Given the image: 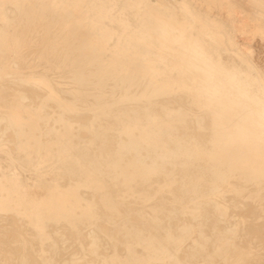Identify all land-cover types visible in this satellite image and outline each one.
Segmentation results:
<instances>
[{
	"label": "bare ground",
	"instance_id": "bare-ground-1",
	"mask_svg": "<svg viewBox=\"0 0 264 264\" xmlns=\"http://www.w3.org/2000/svg\"><path fill=\"white\" fill-rule=\"evenodd\" d=\"M250 1L256 8L241 9L248 20L238 25L231 0L205 2L208 8L228 3L232 24L195 7L174 16L169 8L177 1L163 4L143 31L153 37L147 46L118 38L88 18L67 26L76 10L63 3L0 0V79L12 69L10 59L18 60L27 70L12 74L23 81L15 83L27 84L34 95L28 96L35 97L24 106L16 93L26 85L20 92L12 86L15 94H7L17 101L12 105L9 99L12 106L4 111L15 132L27 133L24 142L33 146L31 154L16 159L33 170L27 189L34 202L27 214L51 264H264V102L202 40L193 33L186 38L196 20L209 37L221 33L264 88V71L250 47H241L235 37L249 31L264 38V0ZM7 4L15 5L13 10ZM30 29L42 32V47L27 50L34 61L47 63L38 73L23 58ZM116 39L120 48L106 52L103 44ZM76 128L88 138L81 139ZM52 173L60 179L48 182ZM43 201L60 217L82 223L80 230L69 229V239L78 241L81 233L85 247L74 246L71 254L63 251L64 241L42 242L45 227H57L42 215ZM89 220L96 227L86 235Z\"/></svg>",
	"mask_w": 264,
	"mask_h": 264
},
{
	"label": "rangeland",
	"instance_id": "rangeland-1",
	"mask_svg": "<svg viewBox=\"0 0 264 264\" xmlns=\"http://www.w3.org/2000/svg\"><path fill=\"white\" fill-rule=\"evenodd\" d=\"M52 1H53V4L57 7L60 6L61 3H63L65 6H70L71 8H73L74 11L76 10L74 12L75 19L70 20L69 22H66L67 26H70L72 24V22H74V21L78 22L82 19L88 18V19L92 20L93 22H96L98 25L103 26L107 30L113 32L115 34V36L118 38L125 37L128 39H133V40H136L137 42H139L140 44L147 45V46L150 45L151 43H153V37L147 33H144L143 31H145L147 29V27H148L147 24L150 23V20H151V22H152V20L154 22V20H155L154 19V13L157 12L159 9H162L163 4L170 3V4L174 5V3L177 1L175 3L177 7L175 6V8H173V9L169 8V9H171L172 14L174 16L180 17L183 14H187L189 9L195 7L199 10L209 12L212 17H217V18H219V19H221L227 23L232 24V20H230L231 17L229 16V13H228V10H229L228 3H225V5H223V6H215L212 8H208V5L205 2V0H199L198 2H195L193 0H182V1L181 0H52ZM231 1L235 4V6L237 7V10H238L237 12L239 13L237 15V18H236V24L237 25L241 21L248 20V17L245 16L247 14L241 13L242 12L241 9L256 8L252 5L250 0H231ZM191 3H192V5H191ZM7 6L13 10V7L15 5L7 4ZM178 6H180V7H178ZM12 15H14V14H12ZM238 21H239V23H238ZM201 23H202V21H200V20L194 21L192 23V25L190 26V31H189L190 34L187 35L186 38L192 37L191 33H193V36L202 40L205 49L208 50L209 53L214 54L215 57L217 58V60L221 64H223L226 68H228V70L231 74H234V75L241 77L243 79V81L247 84L249 90L253 94L260 97L261 100L264 102V88H262V86L260 84L257 72L250 69L244 63V60L232 48H230L226 45V39L222 36L221 33L216 32L215 37L211 38L205 33L206 31L203 27V24H201ZM20 25H21V27H23L25 25V23L23 22ZM30 30H32V31H30ZM30 30H28L25 33L26 36L29 34L27 37L26 36L25 37H26L27 41L30 42L29 43L30 45L28 48L27 47L25 48L23 54H26V52H27V54L24 55L23 58L25 59L24 61L30 63L29 69L35 73H38L39 71L42 72V71L47 69V63L45 60L34 61L33 60V57H34L33 51H32V53L30 52L28 55L27 50H29V48L34 49V48H38V47L41 48L42 47V41H41L42 40L41 39L42 32L40 30H35V29H30ZM29 32H31V34ZM250 33L251 32H249V31L248 32H246V31L245 32L244 31L235 32L236 41L243 48L244 47H250L254 61L264 71V38L260 35H254L252 33L250 35ZM36 35H40V36H36ZM91 39L95 40L97 38L92 37ZM120 45H121L120 39H116V40H113L111 42V44L110 43L109 44L104 43L103 47L106 50V52L109 53V52H112L113 50H118L120 48L119 47ZM133 53L138 54V52H136V51H133ZM14 60L12 58L10 59L11 64H12V69L9 70L8 73H5V74H7V77H5L4 79H0V100L3 98L8 99V100H5L6 102H8V104H6L7 106L4 105L6 103L4 100L0 101V113L1 112L3 113L0 115L1 116L0 118L2 121H4V122L0 121V124H1L0 126H2L0 128V130L3 129L2 131H0L1 132L0 133L1 134L0 135V137H1L0 138V199H2L4 207L6 209H8V211L0 212V219H1L0 220V228H1L0 229V238H1L0 240H2V241H0V264H22L21 262H23V264H30L31 262H32L31 264H51L50 259H49L50 258L49 254L46 252H41V245H40V243H38V241L36 239L37 236L33 233V230H34L33 229V218L27 214V208H29V206L31 204H33V202H34V196L32 197L30 190L27 189V188H29V187H27V185L28 184L31 185L33 182V178H34L33 170L31 168V166L21 167V166L17 165V162H18L17 160L18 159L21 160L22 159L21 156H23V154H25V153L31 154L32 153L33 146H32V143L30 141L28 144H26L24 142V140L28 138V134L27 133H21V132H15V130L10 125L9 119H7L8 118L7 111L15 103L13 101H17L15 99L16 97L11 98V97H13L11 94L12 93L15 94V92L22 91L21 90L22 86L25 87V85H26L25 89H27L29 87L25 83H15V81H17V80H18L17 82H23V81L19 80L17 77H14V75L19 76L20 74H24V72L27 69H20L19 68L20 65H18L19 61L15 60V61H17V62H15ZM13 63L15 64V66L16 65L17 66L15 67ZM0 73H2L1 70H0ZM9 74H11V75H9ZM12 74H14V75H12ZM8 79H10V80H8ZM7 81L8 82L10 81L9 83H12L13 85L11 84L10 86H8L7 84H9V83ZM16 84H19L20 87H18V85L16 86ZM12 86H15V89H19V90H16L14 92V88ZM6 87H8L7 89H9V90H7ZM10 88L13 89L12 90L13 92L10 90ZM166 88H167L166 90H169V86L166 85ZM22 89H24V88H22ZM25 89L19 94L16 93V95L20 97V101H18V102L25 104L24 106L32 103V100L33 101L35 100V97L28 96V95H32L31 94L32 92L29 90V88L26 90V91L29 90L28 91L29 94H26L24 92ZM5 91H10V92H5ZM5 93L6 94L11 93V94L5 95ZM20 94H22L21 95L22 97L20 96ZM16 95H14V96H16ZM25 95L28 97H26V99L25 98L23 99V97H25ZM32 96H34V95H32ZM9 99H12V102L9 101ZM29 101H30V103H28ZM10 102L12 103V105ZM2 105H4V106H2ZM4 110H7V111H4ZM26 113L32 114V110H30L28 107H26ZM88 114H89V116L91 115L90 113H86V116H88ZM5 122H7V123H5ZM8 128H10V129H8ZM12 129L14 131H12ZM4 130H6V131L4 132ZM8 130H10V131H8ZM75 131L80 133L79 135H80L81 139H87L88 138L87 133L83 134L85 132L83 129L76 128ZM81 131H82L83 137L81 136L82 135ZM7 132H8V134L13 133V134H11V136H15V137H12V138L9 137L10 135H7ZM84 135H86V136H84ZM3 136H5V137H3ZM23 136H24V138H23ZM15 138H16V141H15ZM18 138H20V139H18ZM11 140L14 142H12ZM27 148H28V152H27ZM7 155H11V156L15 157V161L12 162L9 158H7ZM16 158H18V159H16ZM16 169H17L16 172H17L18 176H17V178H15V177L12 178V173ZM59 179H60V176L57 173H52L49 177H47L48 182L49 181H58ZM12 210H14V211H12ZM41 213L43 216L46 217L47 224L52 223L55 225V227L57 226L56 228H53L54 231H53V229H50L51 226L48 227L49 225H47V227H45L44 232L40 236V239L42 240V242L52 243L53 245L55 244L58 246L59 242L64 241L63 242L64 245L62 246L63 243H60V246H62V248L64 247L63 251H65L67 253H71V254L73 253V252H71V250L74 251V249H76L78 246H80L81 248L85 247V242L83 243V240H82V238L84 236H82L81 233H79V235H78V241H73V240L71 241V243H73V244L76 243V244H74V245L71 244L70 239H69L70 237H72V235L70 236V234H71L70 230H80L81 226H79V225H82L81 222L70 221L68 219L60 217L59 213L56 210H49L48 209V206L46 205L45 201H43V203H42ZM3 214H5L7 216H4ZM10 214H12V216H10ZM13 215L15 217L16 216L17 217L15 218ZM4 217H8V218L4 219ZM11 217H14V218H11ZM11 219L12 220L16 219L18 226H15V225H17V223L15 224V221H13V223H12ZM11 224H14V225H11ZM84 225L86 227H88V230H86V233H85L86 235H88V233H91L92 229H94L96 227L95 220H89L88 222L84 223ZM22 226H23V228H21ZM14 228H16L18 231ZM61 228H63V229H61ZM56 229H57L58 233L62 232L64 235L60 233L59 237H58V235H57L58 233L55 232ZM10 231H12V232L17 231V233L13 232L14 233L13 234ZM66 231H67V233H66ZM99 231L101 233L99 236V240H102V238L104 240V232L102 230H99ZM8 232H10L9 234H12L11 237H13L15 235V239L13 237L14 240L10 237V235H9L10 238L9 239L7 238ZM54 232H55L56 236L54 234L51 235V233H54ZM67 234H69V237ZM16 235L18 236L19 241H17L18 238L16 237ZM65 235L67 238L65 237ZM92 235L89 234V237H87L88 241H91L92 240L91 238H94V237H92ZM52 236L53 237L55 236L56 238L58 237L57 240L55 237L53 238ZM62 236L64 237V239ZM4 238L8 239L9 240L8 242L10 244H8L7 241L4 240ZM33 238H35V239H33ZM66 239L69 241H67ZM55 241H57L58 243ZM67 242H69V243H67ZM36 244H38V246ZM67 244L69 245V250H68V248H66L68 246ZM70 244L72 246H70ZM100 244H101V245H99L100 247H104V244L102 242ZM19 245L21 247H19ZM74 246L75 247L77 246V247L75 248ZM5 247H6V249H5ZM27 247H29L30 252H33L31 254L34 256H32V255H31V257L29 256V254H28L29 249ZM13 249H16V250H13ZM65 249H67L68 251ZM11 250H13V251H11ZM21 250H22V252L20 254L19 251H21ZM15 251H17V252H15ZM17 253H19L20 256ZM17 256H19V258ZM34 257H37V259L39 258L36 263H35V261H33ZM6 258H8V260H6Z\"/></svg>",
	"mask_w": 264,
	"mask_h": 264
}]
</instances>
